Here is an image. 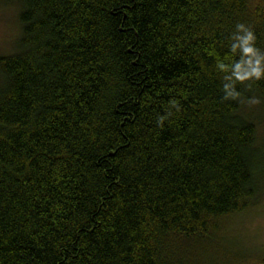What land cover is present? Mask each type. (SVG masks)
<instances>
[{
	"label": "trees",
	"instance_id": "trees-1",
	"mask_svg": "<svg viewBox=\"0 0 264 264\" xmlns=\"http://www.w3.org/2000/svg\"><path fill=\"white\" fill-rule=\"evenodd\" d=\"M4 4L0 264H264L228 237L264 193V79L224 100L217 68L237 24L264 55V0Z\"/></svg>",
	"mask_w": 264,
	"mask_h": 264
},
{
	"label": "rangeland",
	"instance_id": "rangeland-1",
	"mask_svg": "<svg viewBox=\"0 0 264 264\" xmlns=\"http://www.w3.org/2000/svg\"><path fill=\"white\" fill-rule=\"evenodd\" d=\"M14 15L15 11L6 8L4 0H0V52L8 49L9 41L17 34ZM254 110L256 116H261V123L264 122V110ZM228 237L231 246L243 251L247 257L257 259L264 255V193L249 212L234 222Z\"/></svg>",
	"mask_w": 264,
	"mask_h": 264
},
{
	"label": "clouds",
	"instance_id": "clouds-1",
	"mask_svg": "<svg viewBox=\"0 0 264 264\" xmlns=\"http://www.w3.org/2000/svg\"><path fill=\"white\" fill-rule=\"evenodd\" d=\"M236 28L237 35H235L233 39H239L242 42V45L232 44L231 50L233 53H236L238 48L242 46L243 56L234 64H225L220 61L219 58L217 63L219 71L225 73L231 72V75L225 76L226 79L231 81V84L223 87V91L225 93L223 97L224 100L235 99L239 96V93L235 89L236 81L244 82L253 78L257 80L264 79V55H262L260 51L253 46L255 41L254 34L248 30L244 24H237ZM225 59H230V57L226 56ZM249 103L255 104L259 103V101L252 98L249 100Z\"/></svg>",
	"mask_w": 264,
	"mask_h": 264
}]
</instances>
